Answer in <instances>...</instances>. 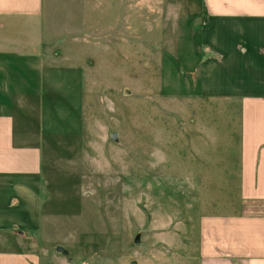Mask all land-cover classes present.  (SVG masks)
Returning a JSON list of instances; mask_svg holds the SVG:
<instances>
[{
    "label": "rangeland",
    "instance_id": "obj_1",
    "mask_svg": "<svg viewBox=\"0 0 264 264\" xmlns=\"http://www.w3.org/2000/svg\"><path fill=\"white\" fill-rule=\"evenodd\" d=\"M148 1L47 0L39 46L18 50L38 89L14 115L43 150L48 189L30 233L41 264H182L201 216L242 208L240 185L223 199L210 180L237 135L224 108L193 97L199 22ZM216 138L218 157H193Z\"/></svg>",
    "mask_w": 264,
    "mask_h": 264
},
{
    "label": "crops",
    "instance_id": "obj_2",
    "mask_svg": "<svg viewBox=\"0 0 264 264\" xmlns=\"http://www.w3.org/2000/svg\"><path fill=\"white\" fill-rule=\"evenodd\" d=\"M166 2L146 4L147 8L157 4L158 13L167 14L168 20L175 13L164 8L177 6L178 19L199 22L204 57L193 74L197 88L193 97L224 108L237 135V144L227 143L224 148L225 170L222 167L219 175L216 162L210 180L219 185L223 199L232 184L240 185L242 200L237 212L201 216L195 248L189 241L185 245L188 258L179 259L182 264H264V0ZM46 4L47 0H0V264H41L30 233L37 230L43 191L48 189L43 150L39 140L32 141L39 135L26 118L22 132L17 133L14 113L19 108L16 103L29 102L38 93L28 77L34 62L18 50L39 46L42 34L36 31L31 37L46 19ZM25 27L31 33L19 42V29ZM99 38L106 37L100 34ZM196 120L192 123L198 127L199 117ZM217 144L221 145L217 138L212 144H201L199 150L193 149V157L208 163L223 151ZM230 162L238 179L230 178Z\"/></svg>",
    "mask_w": 264,
    "mask_h": 264
},
{
    "label": "water",
    "instance_id": "obj_3",
    "mask_svg": "<svg viewBox=\"0 0 264 264\" xmlns=\"http://www.w3.org/2000/svg\"><path fill=\"white\" fill-rule=\"evenodd\" d=\"M117 137L115 135H113V139H116ZM139 242V239L136 240V243ZM57 252H60V253H65V250L61 247H58L57 248ZM132 264H136L135 262H133Z\"/></svg>",
    "mask_w": 264,
    "mask_h": 264
}]
</instances>
